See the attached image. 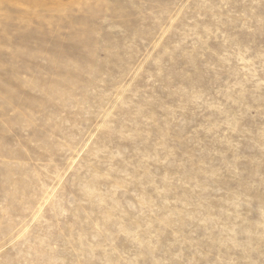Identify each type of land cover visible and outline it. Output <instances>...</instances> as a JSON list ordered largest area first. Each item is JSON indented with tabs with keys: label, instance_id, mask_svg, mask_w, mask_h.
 Wrapping results in <instances>:
<instances>
[{
	"label": "rangeland",
	"instance_id": "rangeland-1",
	"mask_svg": "<svg viewBox=\"0 0 264 264\" xmlns=\"http://www.w3.org/2000/svg\"><path fill=\"white\" fill-rule=\"evenodd\" d=\"M0 264H264V0H0Z\"/></svg>",
	"mask_w": 264,
	"mask_h": 264
}]
</instances>
